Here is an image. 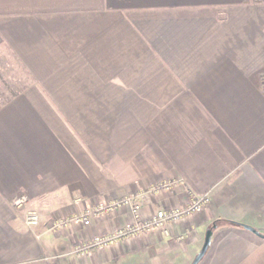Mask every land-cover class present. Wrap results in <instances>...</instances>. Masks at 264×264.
<instances>
[{
  "label": "crops",
  "instance_id": "obj_1",
  "mask_svg": "<svg viewBox=\"0 0 264 264\" xmlns=\"http://www.w3.org/2000/svg\"><path fill=\"white\" fill-rule=\"evenodd\" d=\"M171 181L142 217L210 204L168 235L76 252L131 207L44 233ZM210 229L199 264H264V0H0V264H192Z\"/></svg>",
  "mask_w": 264,
  "mask_h": 264
},
{
  "label": "built area",
  "instance_id": "obj_2",
  "mask_svg": "<svg viewBox=\"0 0 264 264\" xmlns=\"http://www.w3.org/2000/svg\"><path fill=\"white\" fill-rule=\"evenodd\" d=\"M177 181L163 182L158 186L151 187L148 190H142L131 193L119 199H113L105 202H99L82 212L75 213L60 219L49 220L44 227V233L59 234L71 226H90L92 220L101 217V215L120 212L123 208L131 207L133 211V220L123 224L111 233L97 235L91 240L83 242L76 247L79 254H87L94 250H102L121 240L132 239L149 234L154 231H162L168 235L170 226L179 223L196 213H200L210 204L209 195L193 194L189 201L173 207L158 210L151 216L144 218L141 216L143 200L146 196L163 190H171ZM29 198L26 195L15 197L11 205L15 209H23L27 206ZM24 223L28 227H35L41 224V215L38 211L28 209Z\"/></svg>",
  "mask_w": 264,
  "mask_h": 264
},
{
  "label": "water",
  "instance_id": "obj_3",
  "mask_svg": "<svg viewBox=\"0 0 264 264\" xmlns=\"http://www.w3.org/2000/svg\"><path fill=\"white\" fill-rule=\"evenodd\" d=\"M244 227L253 231L256 234H259V232L256 229L252 228L251 226L244 225ZM211 236H212V230L210 229V230H208V232L206 234L205 242L203 244L201 251L197 254V256L195 257L192 264H199V262L203 259V257L205 256V254L207 252L206 250H208V248L211 244V238H210Z\"/></svg>",
  "mask_w": 264,
  "mask_h": 264
}]
</instances>
